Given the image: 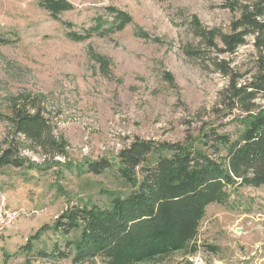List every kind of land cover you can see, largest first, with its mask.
I'll return each mask as SVG.
<instances>
[{
  "label": "rangeland",
  "instance_id": "rangeland-1",
  "mask_svg": "<svg viewBox=\"0 0 264 264\" xmlns=\"http://www.w3.org/2000/svg\"><path fill=\"white\" fill-rule=\"evenodd\" d=\"M69 1L74 7L53 18L40 0H0V110L24 95L36 98L52 134L66 142L62 155L45 158L0 119V147L14 140L27 157L21 167L0 169V206L36 210L0 231V264H264V185L234 186L225 203L206 205L195 235L179 249L126 262L73 259L79 230L65 235L54 221L71 205L106 206L133 190L118 170L121 148L139 138L205 150L204 131L234 137L242 125L238 111L222 104L227 79L184 53L196 41L194 19L228 30L234 14L223 0ZM108 6L126 11L130 23L80 40L68 35L92 26ZM254 55L248 37L230 56L244 72ZM156 157L151 152L145 163ZM102 158L108 168L87 170L88 161Z\"/></svg>",
  "mask_w": 264,
  "mask_h": 264
},
{
  "label": "trees",
  "instance_id": "trees-1",
  "mask_svg": "<svg viewBox=\"0 0 264 264\" xmlns=\"http://www.w3.org/2000/svg\"><path fill=\"white\" fill-rule=\"evenodd\" d=\"M40 5L53 18L74 7L69 0H40ZM223 5L234 14L228 30L206 28L194 19L196 41L186 44L184 53L202 68L227 79L220 94L222 104L228 113L238 111L236 120L242 129L234 137L214 127L204 131L205 150L192 143L139 138L121 148L118 170L133 190L112 197L106 206L71 205L54 221V229L65 235L79 230L75 261L106 255L126 262L179 249L195 235L206 205L225 203L234 186L264 185V104L257 103L264 99V0H223ZM104 15L94 18L89 28L69 30L68 35L80 40L93 32L121 29L131 21L126 11L113 6H108ZM65 24L72 26L71 22ZM248 37L255 50L253 66L241 72L230 55ZM0 119L10 123L13 134L27 143L26 148L45 158L65 152L66 142L52 134L36 98L22 96L10 111L0 110ZM151 152H157L156 159L145 163ZM26 161L14 140L0 147V169L21 167ZM86 166L88 171L100 173L110 166V160L88 161ZM57 253L67 256L69 252L58 249Z\"/></svg>",
  "mask_w": 264,
  "mask_h": 264
},
{
  "label": "built area",
  "instance_id": "built-area-1",
  "mask_svg": "<svg viewBox=\"0 0 264 264\" xmlns=\"http://www.w3.org/2000/svg\"><path fill=\"white\" fill-rule=\"evenodd\" d=\"M35 211L32 212V210H27L22 206H0V231L11 225L19 216L35 213ZM195 264H201V262L195 261Z\"/></svg>",
  "mask_w": 264,
  "mask_h": 264
}]
</instances>
